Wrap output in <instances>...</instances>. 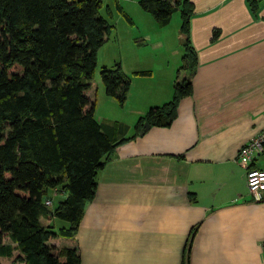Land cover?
<instances>
[{"label": "crops", "instance_id": "0c3cea01", "mask_svg": "<svg viewBox=\"0 0 264 264\" xmlns=\"http://www.w3.org/2000/svg\"><path fill=\"white\" fill-rule=\"evenodd\" d=\"M193 3V93L171 124L116 147L76 236L53 241L76 246L81 264H264V201L253 200L239 161L264 128V0ZM178 66L137 75L122 111L112 102L118 115L97 117L123 121L133 133L151 106L172 98ZM98 92H88L97 105ZM252 165L264 168V152ZM18 254L0 261L23 264Z\"/></svg>", "mask_w": 264, "mask_h": 264}, {"label": "trees", "instance_id": "16d2710c", "mask_svg": "<svg viewBox=\"0 0 264 264\" xmlns=\"http://www.w3.org/2000/svg\"><path fill=\"white\" fill-rule=\"evenodd\" d=\"M139 3L161 25L180 11L185 53L178 74L189 75L178 76L172 98L151 106L128 134L123 121L97 117V97L88 93L98 51L113 29L100 14L102 0H0V256L19 250L15 262L23 264H81L76 246L53 241L76 236L116 147L136 137L145 122L171 124L182 98L193 93V0ZM100 78L105 93L124 106L132 78L121 63L104 65ZM51 191L66 194L54 208ZM6 236L16 245L4 242Z\"/></svg>", "mask_w": 264, "mask_h": 264}, {"label": "rangeland", "instance_id": "374dc122", "mask_svg": "<svg viewBox=\"0 0 264 264\" xmlns=\"http://www.w3.org/2000/svg\"><path fill=\"white\" fill-rule=\"evenodd\" d=\"M139 1L102 0L100 14L109 20L113 25V29L106 43L98 51V66L93 78V90L98 91L99 89V102L97 105V116L99 117L118 115L116 110L110 106L112 102H116L115 106L119 108L118 111H122L121 106L114 97L109 96L108 101L102 100L103 96H106L100 78V70L104 65L114 66L116 62H120L123 70L132 78V81L137 75L138 77L146 76L137 73V71L149 69L152 72L153 70L157 72L158 70L162 75L163 68L171 64L179 65L176 68V79L178 76L179 79H183L189 75L186 70H181V73L178 74L185 53L183 37L180 32V11L177 10L173 13L168 24L161 25L151 13L141 7ZM119 6L132 17V22L125 18ZM171 48H173V51H171ZM102 59L105 63L102 62ZM134 69L139 70L134 71ZM128 109L129 107L126 105L123 109V115L128 116ZM128 134H131V132ZM52 192H50L53 197L51 208H54L66 194H52ZM43 222H46V220L43 219ZM65 238L59 237V240L65 241Z\"/></svg>", "mask_w": 264, "mask_h": 264}, {"label": "built area", "instance_id": "2783aa9c", "mask_svg": "<svg viewBox=\"0 0 264 264\" xmlns=\"http://www.w3.org/2000/svg\"><path fill=\"white\" fill-rule=\"evenodd\" d=\"M264 152V128L250 138L239 150V161L246 169V181L250 195L255 201H264V168L253 166L255 158ZM264 257V236L261 239Z\"/></svg>", "mask_w": 264, "mask_h": 264}, {"label": "water", "instance_id": "95a60500", "mask_svg": "<svg viewBox=\"0 0 264 264\" xmlns=\"http://www.w3.org/2000/svg\"><path fill=\"white\" fill-rule=\"evenodd\" d=\"M150 126L151 124L149 122H145L144 128L140 131V134H143Z\"/></svg>", "mask_w": 264, "mask_h": 264}]
</instances>
